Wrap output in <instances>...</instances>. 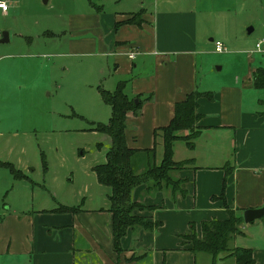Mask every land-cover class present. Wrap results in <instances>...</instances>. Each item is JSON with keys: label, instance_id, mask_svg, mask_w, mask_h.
I'll return each instance as SVG.
<instances>
[{"label": "crops", "instance_id": "0c3cea01", "mask_svg": "<svg viewBox=\"0 0 264 264\" xmlns=\"http://www.w3.org/2000/svg\"><path fill=\"white\" fill-rule=\"evenodd\" d=\"M139 1H134L138 6H131V12L119 10L105 14L101 8L95 7L94 13L72 17L67 39H63L67 49L64 52L73 55L76 50L74 36L88 35L83 38L87 43L85 47L101 65L94 72L90 85L96 86V92L97 88L111 92L117 83H125L124 93L128 99L140 102L136 114H126L125 144L137 151L154 148L155 164L160 161L161 147L158 155L154 131L168 124L175 103L190 92L199 94L196 99L199 119L195 124L198 133L192 147L188 148L191 155L189 158L182 156L180 148L183 147L177 145L182 141L172 145L173 162L189 161L188 168L172 173L176 180H180L179 188L185 194L171 197L167 190L145 194L144 186L135 188L131 194L133 201L158 208L134 212V215L148 222H160V226L152 231L127 230L120 239V250L116 252L110 230L111 216L107 211L109 191L97 183L95 175L93 184L83 183L77 192L65 189L61 197L66 198H59L58 186L50 183L41 185L42 195L34 199L35 183L28 185L33 182L29 177L34 170L25 163L23 170L14 168L24 178L13 180L27 193L19 197L18 204H15L16 195H12L8 207L0 213V259L10 264H195L197 254L188 251L190 245L184 236L191 233L192 227L195 236L200 238L202 222L227 218L217 199L222 184L226 207L238 211L241 216L246 209L264 205V100L252 83V76L259 68H250L253 60L248 58L247 69L227 83L215 86L198 84L196 60L205 55L210 44L213 49V39L201 37L203 24L198 23L201 19L195 9L196 0H167L161 9L152 12L141 8L142 2ZM6 12L0 11L1 15ZM137 12L140 13L139 25L122 24L114 28L116 22ZM46 34L45 40H41L43 45L60 42L55 38L57 35ZM219 40L226 43L222 38ZM25 43L32 47L30 39ZM223 48L225 52L226 48ZM3 50L0 49V102L15 100L20 104L33 96L32 90L40 87L44 91L50 87L48 72L52 67L44 63L48 58L47 47L42 54L20 55L14 59L5 55ZM30 59L37 61H28L29 69L23 68V61ZM10 60L16 62L9 63ZM16 77V87L13 88L11 79ZM27 87L30 88L25 90ZM99 100L103 103L100 97ZM105 110L99 109L100 116L93 113V120L104 119ZM108 112L109 118L110 108ZM177 134L185 136L187 132ZM20 136L29 138L27 134L11 132L4 136L0 132V138L4 140L20 141ZM106 140L108 149V136ZM201 140L209 144L199 150ZM40 141L46 147L57 142L46 133L40 136ZM39 155L44 159L43 151ZM145 157L144 154L134 157L136 173L144 171ZM139 160H142L141 164ZM197 160L204 164L192 166ZM103 162L104 158L96 165ZM32 203L35 205L30 206ZM58 207L68 210L56 212ZM239 228L241 235L232 237L228 248L250 249L253 264H264V221L242 222ZM225 261L234 264L232 258H219L215 264H224Z\"/></svg>", "mask_w": 264, "mask_h": 264}, {"label": "rangeland", "instance_id": "374dc122", "mask_svg": "<svg viewBox=\"0 0 264 264\" xmlns=\"http://www.w3.org/2000/svg\"><path fill=\"white\" fill-rule=\"evenodd\" d=\"M0 1H4L8 8L5 15L0 13V33L6 32L8 35V42L0 44V49H4L5 55L14 59L20 55L42 54L46 51L44 47H47L49 49L48 58L44 59V63L52 67L48 72L50 87L44 91L40 87L32 90V97H28V90V98L23 97L27 98V101H21L20 104H17L15 100L0 102V132L4 136L11 132L29 136L26 139L20 136V141L19 139L14 141L0 138L1 213L4 208L8 207L12 195H16L15 204H18L19 197L27 193L24 187L14 181L24 178L22 173L15 169L23 170L25 163L34 170L29 177L33 182L28 184L31 186L35 183L33 185L34 199L42 195L41 185L44 184L46 186L50 183L57 185L58 197L66 198L61 197L65 189L77 192L83 183H94V174L90 168L103 161L107 151L105 146L108 144L106 136L90 131L93 124H105L108 120V106L100 102L96 86L90 85L94 72L101 65L97 58L90 56L85 47L87 43L83 41V38H87L88 35L81 33L74 36L76 50L73 55H66L64 52L67 49L63 39H67L69 23L73 21L74 16L94 13L95 7L101 8L105 14L119 10L131 12V6L137 8L138 3H134L135 0ZM166 1L140 0L139 2H142L141 8L152 12V10L161 9L160 7ZM169 1L176 2L177 0ZM195 9L201 19L198 23L203 24L201 37L203 39L206 36V38H212L213 42H219L226 48L225 52L217 55L213 53L210 44L205 55L197 58L198 84L215 86L227 83L247 69L248 58L253 60L250 68L264 70V48L260 52L254 50V44L264 38V0H196ZM134 10L138 11V9ZM135 17L139 19L140 15H135ZM247 28L252 29L248 35L245 32ZM46 33L57 35L55 38L60 42L55 41L43 45L41 40L46 38L44 35ZM221 38L226 43L220 41ZM26 39L33 42L31 48L25 43ZM205 44L209 45L207 42ZM61 54H64V57ZM28 61L36 62L37 60L23 61V68L29 69ZM13 62L16 60H10L9 63ZM15 79L17 80L18 77L11 79L13 88L16 87ZM257 91L259 97L264 100V90ZM47 92L49 95H46ZM99 109H106V116L102 120L94 121L95 117L92 114L100 116ZM45 133L52 135L53 140L57 142H52V146L46 147L47 145L40 141V136ZM159 138L160 136H158V142H160ZM99 143L102 145L99 146ZM178 143L177 145L183 147V149L180 148L182 156L189 158L191 154L188 147L181 142ZM208 144L207 141L201 140L198 149L201 150ZM40 151H43L45 166L39 155ZM157 152L159 155L160 146ZM6 164L11 166L12 172L7 169ZM179 164L183 168L189 167L188 160L181 161ZM202 164L204 163L197 160L191 165L200 166ZM172 173H170L171 178L175 180ZM34 205L35 203H32L30 206ZM17 206L20 208L19 205ZM259 220L264 221V216ZM226 255L227 253H222L219 258L228 259V257L224 258ZM202 257L204 261L206 260L205 264H208L209 256L201 253L196 255L195 264H204ZM0 264L10 263L0 259ZM224 264H229V262L225 261Z\"/></svg>", "mask_w": 264, "mask_h": 264}, {"label": "trees", "instance_id": "16d2710c", "mask_svg": "<svg viewBox=\"0 0 264 264\" xmlns=\"http://www.w3.org/2000/svg\"><path fill=\"white\" fill-rule=\"evenodd\" d=\"M127 19L116 22L114 28L122 24L139 25L140 20L135 19V15ZM253 87L257 90H264V70H256L252 76ZM124 82L116 84L111 92L97 88L101 101L110 108V115L105 124H93L90 131L104 134L110 139V146L104 155L103 164L92 167L99 185L108 189V209L110 218V230L113 248L116 252L120 249V239L126 234L127 230L139 228L146 231H152L160 226V222H148L145 218L134 215V212L153 211L158 207L145 206L132 200V191L144 186V192L149 194L152 191L167 190L170 196L175 194L183 196L185 194L179 188L180 180L171 178L170 173L181 170V164L172 161V145L176 141H183L188 147H192V141L197 136L195 124L199 119L196 113V99L199 94L190 92L184 99L174 104L173 116L164 127L156 129L153 133V139L161 147L160 161L154 163V148L150 150L137 151L129 149L124 140V122L126 114L131 112L136 114L139 111L140 102L136 99H128L124 93ZM186 131L185 136H179L177 133ZM158 136H160L157 141ZM155 145V141H154ZM138 154H144V171L136 173L133 159ZM43 165L45 162L41 156ZM138 163H142L139 160ZM10 172L13 171L11 166ZM17 172V171H16ZM13 174V173H12ZM224 184L217 199L222 203V207L227 214V218L222 221L211 220L200 224V238H197L191 227V233L184 236L190 243L188 251L193 255L202 253L209 256V264H215L219 255L227 253L225 257L232 258L234 264H253L250 249L227 247V243L234 236H240L239 225L242 223V216L238 211L230 210L226 207L223 198ZM213 199V198H212ZM67 208L58 207L56 212H65ZM223 258V257H222Z\"/></svg>", "mask_w": 264, "mask_h": 264}, {"label": "water", "instance_id": "95a60500", "mask_svg": "<svg viewBox=\"0 0 264 264\" xmlns=\"http://www.w3.org/2000/svg\"><path fill=\"white\" fill-rule=\"evenodd\" d=\"M246 34H250L252 32L251 28L246 29ZM8 42V35L6 32L0 33V44L7 43ZM219 69V68H218ZM136 105V101H133ZM264 216V205L262 207L256 208V209H246L242 212V222L244 224H250L251 222L255 220H259Z\"/></svg>", "mask_w": 264, "mask_h": 264}, {"label": "built area", "instance_id": "2783aa9c", "mask_svg": "<svg viewBox=\"0 0 264 264\" xmlns=\"http://www.w3.org/2000/svg\"><path fill=\"white\" fill-rule=\"evenodd\" d=\"M7 10V5L4 1H0V11L1 12H6ZM264 46V38H262L260 41L254 44V50L256 52H260ZM213 51L214 53L220 54L224 52L223 46L219 42H213ZM129 58H131V55H128Z\"/></svg>", "mask_w": 264, "mask_h": 264}]
</instances>
